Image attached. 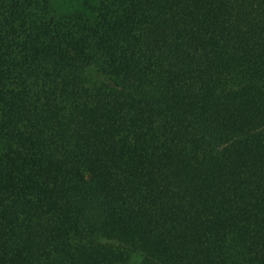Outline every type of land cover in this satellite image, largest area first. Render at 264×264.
Returning a JSON list of instances; mask_svg holds the SVG:
<instances>
[{
    "label": "trees",
    "instance_id": "obj_1",
    "mask_svg": "<svg viewBox=\"0 0 264 264\" xmlns=\"http://www.w3.org/2000/svg\"><path fill=\"white\" fill-rule=\"evenodd\" d=\"M0 264H264V0H0Z\"/></svg>",
    "mask_w": 264,
    "mask_h": 264
}]
</instances>
